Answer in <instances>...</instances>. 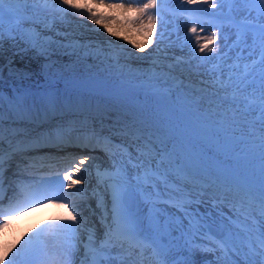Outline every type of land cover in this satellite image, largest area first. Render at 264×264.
I'll use <instances>...</instances> for the list:
<instances>
[{
    "label": "snow or ice",
    "instance_id": "snow-or-ice-1",
    "mask_svg": "<svg viewBox=\"0 0 264 264\" xmlns=\"http://www.w3.org/2000/svg\"><path fill=\"white\" fill-rule=\"evenodd\" d=\"M197 2L147 0L137 7L139 15L131 21L143 24L147 19L154 30L157 18L163 28L166 14L175 18L188 13L191 27L187 33L192 35H186V40L193 54V37L201 53L217 52L220 63L208 70L206 79L198 81L199 88L190 95L185 93L184 104L199 113L191 130L149 129L139 116L117 114L113 119L97 106L96 115L71 120L53 117L59 122L47 131L22 133L12 124L3 127L6 101L0 94V228L33 206L67 201L62 205L66 215L26 234L11 257L12 248L4 249L0 264H194L192 259L177 258L183 252L212 253L215 258L209 264H264V0H203L207 7L216 9L212 13L196 7ZM173 3L175 7H171ZM64 5L86 8L88 20L99 23L103 18L92 14V6L76 0H63V4L56 0H0V53L5 40L13 45L22 41L50 61L60 51L67 52L72 45L58 39L60 32L55 30L57 20L63 22L68 13ZM201 13L210 19L204 21ZM197 25L200 32L206 30L205 25L215 26L220 36L212 32L200 43ZM163 35L161 31V39ZM218 38L223 43L215 49L209 47ZM233 52L235 58L230 55ZM164 59L168 57L155 58L148 70L150 78L164 80L165 84L180 80L174 73L184 62L173 57L174 63L165 65ZM54 64L52 61L45 67L50 71ZM7 104L18 115L41 118L18 94L7 98ZM59 110L53 101L46 106L43 118ZM90 119L92 124L88 123ZM105 119L111 122L109 131L114 135L96 130L95 122L103 125ZM212 141L220 149L217 160L220 154L229 153L237 157L236 163L249 157L258 160L256 178L239 170L231 159L213 164L212 149L207 147ZM71 144L99 149L107 157L106 166L95 168L94 188L82 174L67 188L82 181L86 186L69 193L64 181L37 177L31 171L37 159H54H29L31 149L51 146L64 150ZM88 160L95 162V157L73 158L70 163L79 171ZM14 161L15 171L7 175ZM64 180H71L67 170ZM89 193L96 198L95 209L88 203ZM136 199L147 206L144 219L133 210ZM209 200L217 212L215 217L211 211H200ZM89 212L99 220V227L96 219L87 215ZM50 247L57 251L51 253Z\"/></svg>",
    "mask_w": 264,
    "mask_h": 264
},
{
    "label": "rangeland",
    "instance_id": "rangeland-1",
    "mask_svg": "<svg viewBox=\"0 0 264 264\" xmlns=\"http://www.w3.org/2000/svg\"><path fill=\"white\" fill-rule=\"evenodd\" d=\"M60 1L63 4V0H56V3L59 4ZM76 2L92 6V14L96 16L103 17L102 14L103 12H105L108 17L106 19L103 17L100 22L97 23L95 20L87 19L89 13L86 8H72L71 11L66 14L63 22L57 20L58 27L55 30L60 32V37H58V39L63 40V42L67 45H72V47H68L67 52L60 51L58 55L53 56L54 60L51 59V61H55L54 66L59 67H63L62 63L65 60H67V62H76L74 68H65L62 69L63 71H59V74L55 75V77H53L54 79H52L51 81L55 83V85L52 86V90L49 88L52 95H54L55 93L57 94L56 96H59L60 94V98L62 100L64 97H66L63 100L65 102L68 98V101L71 104H76L78 106L82 105L83 107L89 108L91 104H95L93 100L98 99L100 104H104L108 108L111 105L116 106L114 107L115 110H110L108 112V114L116 117L117 114H122V111L124 112L128 108L126 101L120 102L117 99L116 101L111 102L108 96L105 94L103 96H96L89 90L80 93L82 90L74 88L72 85L61 88L60 84L66 81L69 82V78L73 77L75 75V72L94 70L95 73L98 74L96 77L97 79H95H103L104 87H109V89L116 88L118 90H124L133 86H138V94H141V88L147 89V86L143 84L137 85V82L140 79H151L150 77L152 76V73L148 70L152 68L155 58L158 56H167L168 59L163 60V63L165 65L174 63V60L172 59L173 57L180 58L181 61L184 62L182 64V67L177 68L174 73L175 75L180 77V80L183 81V85L180 84V80L168 82L174 84L173 86H177L178 89H191V94L192 90L199 88L200 85L198 81L202 78L206 79L208 70L215 68L216 63L219 62L216 59V51L208 53V51L206 50L204 53H201L199 51V45L197 44V41L194 37L192 39V44L196 45V51L194 54L191 48H185L187 46L186 43H184L181 39L180 41L176 39L177 35L183 38H186V35H192L191 33H187V29L191 27V22L188 19V13H186L187 15L185 14V16L180 15L178 18H173L172 16L168 17V20H165L166 22L163 28L160 27L159 29L154 30L150 29V27L142 28L153 32V34L148 35L147 31L143 33L140 32V30L131 28L127 24L126 26L121 25V22L118 20V18L114 16L115 13L113 11L116 10L118 12V9H120V6L115 3H111V7L108 10H103V7L99 8L98 5L94 6L87 0H76ZM117 2L119 5L122 4L124 6L122 8H124V10L126 9L125 11H129L137 8L140 4H142L143 0H141L140 4L137 3V0ZM203 6L207 5L204 4ZM64 7H67L68 10L71 8L70 5H64ZM226 8L227 6L225 7V9ZM211 9L214 10L213 8ZM133 11H136V9H134ZM105 13L103 15H105ZM202 16L204 21L210 19V17L206 15ZM199 27L200 25H197L198 34L202 38L200 40V43H204L203 38L211 35L212 32H217L218 36H220V30L215 26L205 25L206 30L204 32H200ZM161 31H163L164 33L163 39L160 38ZM64 36H67L68 39L64 40ZM149 41H151V43H149ZM178 42H181L184 47L178 45ZM222 43V39L218 38L215 41V44H210L209 47L215 49ZM230 55L235 58L236 53L233 52ZM200 56L210 57L211 59L201 61L197 59ZM44 60L47 59L28 48V46L24 42L17 41L16 44L13 45L12 42L5 40L3 44V52L0 53V85H2L3 88L5 87L10 95L14 94V84H12L10 81L7 82V86L3 84L10 70L22 72L24 70L28 71L29 69H31L33 72L37 73V75L40 76L39 79L45 78V75L43 74L44 68L42 66ZM117 60L119 61V63H117ZM231 62L232 61H229V63ZM51 64L52 62L50 63V65ZM197 66H199L198 69ZM199 73H204V76H201ZM22 76L19 79V83H21L22 85L29 84L32 82V80H34V76L31 79ZM128 78H130V81H128ZM131 79H134L135 83L131 81ZM153 80L155 84L164 82V80ZM65 84H67V82L64 83V85ZM128 84L129 86L126 87V85ZM64 90H67L66 92L68 95L61 94V92H63ZM149 94L153 95L151 97H153L157 103L154 100H152V102L154 104H157L158 107L150 105L149 101L151 98ZM183 94L185 96V91L183 92ZM161 95H163V97H161ZM161 95L160 92H152L151 94V92L149 93V91L143 92L142 94V96L145 98V110L150 107V110L152 111L149 113H154L156 115L155 119L157 121L162 122L163 125L172 124L179 131L180 129L178 128L177 124L174 123L175 119L178 122H185L181 121L184 116L185 119L192 122L193 125L196 124L199 113H197L194 108L189 109L184 104V97L181 96L180 98H175L174 100L167 97L168 100H166L165 97L167 94L161 93ZM93 96L95 97L93 98ZM139 100L140 96L138 95L137 97H135L134 103H139ZM46 106H48L47 103L42 104L43 108L41 111H45ZM136 109L139 108L136 107ZM109 122L110 121H108V123ZM169 128L173 130L172 126H169ZM210 143H214V141ZM212 146L217 151H219V148L215 147L214 144ZM98 151L100 150H95V162L91 161L87 165H84L81 172V175L85 174L84 169H89V173L86 174V177H89L88 179L92 181L93 188L95 187L96 181L95 179L92 180V177H90V169L92 167H95L97 164L101 165L102 161L107 163L106 158L102 159V154ZM93 163H95L96 165H94ZM239 165L248 174L253 175L254 168L250 167L245 160H242ZM89 197H91L90 194ZM88 202L92 206H95L96 199L94 201L89 200ZM209 205H211V203L207 206ZM87 215L89 216L88 213ZM95 218L96 217H92V219ZM96 224L97 227H99V222ZM183 253L180 254L181 259H185Z\"/></svg>",
    "mask_w": 264,
    "mask_h": 264
},
{
    "label": "trees",
    "instance_id": "trees-1",
    "mask_svg": "<svg viewBox=\"0 0 264 264\" xmlns=\"http://www.w3.org/2000/svg\"><path fill=\"white\" fill-rule=\"evenodd\" d=\"M51 59L54 60L53 57ZM51 62L52 61L47 60L48 65ZM62 64H63V67H59V66H56L55 68L51 67L50 71H49V69H46V71H44L45 78L43 80L41 79L42 81L40 79H38V78H40V76L37 75V73L33 72L31 69H29L28 71L24 70L22 72L13 71V70H10V72H8V74L6 76L7 78L5 79V82L3 84L7 86L8 81H10L12 84H14V88H13L14 94L10 95L7 92V89L5 87L3 88L2 85L0 86V94H2L5 97V101H6L5 104L3 105V108H4V112H3V116H2V119L4 121L3 127L7 128L10 124H12V126L17 127L21 130L26 129V131L32 132V129L30 127H28L22 123V121H21L22 119H20V116L12 114L7 107V98L12 97V96L17 95V94L20 97H23L26 94V90L29 89V88H26V86L28 84L22 85L21 83H19V79L22 75H23L22 77H28L30 79L33 78V76H34V80H32V82H31V83H33V85H31L30 87H34L36 93L40 94L41 97H42V95L47 96L52 100V102L54 101L55 104L58 103V105L56 104L58 106V108H62L63 112H66V119H68V120L73 119V117H72L73 115H75V117L79 116V119H83V116H86L89 114L96 115V113H93L94 112L93 109H91V108L89 109L86 107L84 108L81 105L73 108L74 113L71 115L70 110L65 109L62 106V104L60 102H58L59 101L58 96H56V94L52 95L50 89L45 87V85L47 83L52 81V79L55 75L59 74V71H61L62 69H65V68H67V69L68 68L69 69L74 68L76 62H67V60H65ZM91 71L85 70V72H83V73H77V75H74L73 77L70 78L71 80H69V82L67 84L69 86L72 85L74 88L88 89L92 92L105 94L108 96L109 99H112V100H114L115 98L123 99V100H132V98H131L132 96L130 97L127 94L129 92H133L134 88L131 87V88H127L125 90H118L116 88L109 89V87H104L103 79L102 80H96L97 79L96 77L98 74H96L94 70H93V72H91ZM53 74H55V75H53ZM37 84H38V86L43 85V87L42 88L36 87ZM139 84L146 85L148 87L147 89L149 91L156 90L155 82L151 79H143L139 82ZM159 85L166 92L171 93L170 96L173 99L176 98V95L173 93L175 90L171 84H169V83L165 84V82H161V83H159ZM135 90H136V88H135ZM129 94H131V93H129ZM188 94L190 95V93H188ZM26 106L29 108V105H26ZM99 106L103 110H105L106 112L108 111V107L106 105L102 104ZM49 117L53 118L55 116L53 115V116H49ZM54 121L56 122V119L52 121V124ZM13 122H15V123H13ZM88 123L92 124L93 121L90 119L88 121ZM155 125L157 126L158 124L154 123V126ZM95 126H96V123H95ZM34 127H36V126H34ZM48 128L49 127L46 126L44 128V131H47ZM37 131H39V130H37Z\"/></svg>",
    "mask_w": 264,
    "mask_h": 264
},
{
    "label": "bare ground",
    "instance_id": "bare-ground-1",
    "mask_svg": "<svg viewBox=\"0 0 264 264\" xmlns=\"http://www.w3.org/2000/svg\"><path fill=\"white\" fill-rule=\"evenodd\" d=\"M89 1L94 6L98 5L99 8L103 7V10H108L111 7V3L109 1H107V0H103V2H101V0H89ZM129 15H131L135 19L138 16V12H136V11L135 12H131V13H129L126 16H129ZM122 22H125V19H123ZM79 148L81 150H86V148H82V147H79ZM144 206H146V205L141 200L138 199V201H137V210H138V208L140 210L141 207L143 209ZM25 237L26 236L24 234H22V232H20L17 229H11L10 234L1 235L0 236V252H2L4 249H7V248L11 247L12 251L9 252V257H11L15 253V251L20 247V245L23 243V239L22 238H25ZM13 245H15V247H12ZM56 251H57L56 249L50 247V252L51 253H55ZM205 263H208V262H205ZM199 264H201V262Z\"/></svg>",
    "mask_w": 264,
    "mask_h": 264
}]
</instances>
